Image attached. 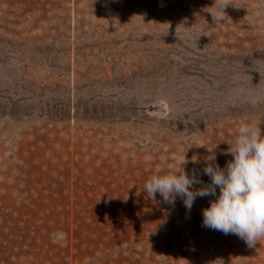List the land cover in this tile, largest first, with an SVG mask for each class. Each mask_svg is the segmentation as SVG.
<instances>
[{
    "label": "rangeland",
    "instance_id": "obj_1",
    "mask_svg": "<svg viewBox=\"0 0 264 264\" xmlns=\"http://www.w3.org/2000/svg\"><path fill=\"white\" fill-rule=\"evenodd\" d=\"M228 2L0 0V264H264L144 191L264 132V0Z\"/></svg>",
    "mask_w": 264,
    "mask_h": 264
},
{
    "label": "clouds",
    "instance_id": "obj_2",
    "mask_svg": "<svg viewBox=\"0 0 264 264\" xmlns=\"http://www.w3.org/2000/svg\"><path fill=\"white\" fill-rule=\"evenodd\" d=\"M219 5L212 17L215 20L222 19L224 9L232 4L219 0ZM229 145L228 153L233 159L224 168L215 163L214 154L205 159L203 175L210 178V183L203 184L195 171L187 173L184 158L174 171L156 169L145 182L144 191L149 199H155L159 193L163 202L173 207L179 197L189 212L198 197H215L202 210V226L225 235L235 234L249 247H255L264 239V132L259 125L241 123ZM192 162L199 161L194 158ZM196 184L203 186L195 188Z\"/></svg>",
    "mask_w": 264,
    "mask_h": 264
},
{
    "label": "water",
    "instance_id": "obj_3",
    "mask_svg": "<svg viewBox=\"0 0 264 264\" xmlns=\"http://www.w3.org/2000/svg\"><path fill=\"white\" fill-rule=\"evenodd\" d=\"M162 110V108H159V111H161Z\"/></svg>",
    "mask_w": 264,
    "mask_h": 264
}]
</instances>
